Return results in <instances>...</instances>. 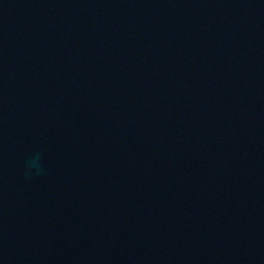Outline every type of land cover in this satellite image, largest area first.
I'll return each instance as SVG.
<instances>
[{
	"label": "water",
	"instance_id": "1",
	"mask_svg": "<svg viewBox=\"0 0 264 264\" xmlns=\"http://www.w3.org/2000/svg\"><path fill=\"white\" fill-rule=\"evenodd\" d=\"M0 264H264V0H0Z\"/></svg>",
	"mask_w": 264,
	"mask_h": 264
},
{
	"label": "clouds",
	"instance_id": "2",
	"mask_svg": "<svg viewBox=\"0 0 264 264\" xmlns=\"http://www.w3.org/2000/svg\"><path fill=\"white\" fill-rule=\"evenodd\" d=\"M33 166H37L35 161L33 162Z\"/></svg>",
	"mask_w": 264,
	"mask_h": 264
}]
</instances>
